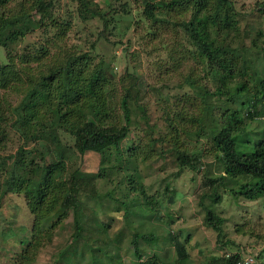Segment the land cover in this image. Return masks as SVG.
Returning <instances> with one entry per match:
<instances>
[{
  "label": "trees",
  "instance_id": "trees-1",
  "mask_svg": "<svg viewBox=\"0 0 264 264\" xmlns=\"http://www.w3.org/2000/svg\"><path fill=\"white\" fill-rule=\"evenodd\" d=\"M57 1L0 0V48L4 52L0 54V91L9 94V90H15L22 96V100L17 105H9L6 112L0 106V122L10 121L11 128L25 139V145L32 143L41 146L42 163L48 169L44 184L38 189V196H33L28 186L17 185L22 176L17 173L18 164L12 162L15 155H0V173L4 177L0 186V203L10 194L23 195L33 217L32 226L21 229L20 249L15 255H8L9 261L10 264L32 263L36 252L45 245L47 239L52 240L50 237L55 234L62 220L69 211H73L75 232L71 244L60 251L54 264H73L74 261L82 264L88 259V264H103L101 256L109 260V264H122L119 250L123 236L119 234L114 241H106L104 234L108 227L100 223L99 212L89 213L86 204L92 200L97 203L105 199L111 201L116 210L119 208L124 211L128 224L133 208H139L143 202L145 207L152 208L155 213L160 215L162 212L159 198L148 194L135 177L128 176V183L119 179L113 190L105 194L99 193L97 183L102 178L109 181L106 184H110L107 170H121L124 163L121 145L133 129L142 130L143 123L150 125L147 108L140 104L137 81L133 80L131 85L122 87L118 96L114 81L106 74L104 61L95 62L94 47L84 52L60 46L58 52L61 56L51 51V46L63 42L73 27V21L55 16ZM73 1L78 3L76 18L82 22L98 20L106 30L110 22L114 21L108 19L109 11L91 6L90 0ZM144 4V17L155 24L168 23L165 18L171 14L178 16L174 26H178L187 36L188 43L194 49L195 59L200 60L210 80L216 84L210 93L195 76L189 75L182 82L181 89L188 93L191 90L197 98L203 99L195 114H186V109H183L186 121L197 122V131L202 134L205 130V117L213 121L215 130L210 140V151L217 161V173L207 169L208 164L203 161L208 151L192 152L180 139V129L176 125L179 121L176 119L185 117L184 113L172 119L168 111L163 112L168 126L165 134L147 128L145 134L150 146L144 149L146 160H149L151 154L156 156V161L173 156V162L180 169L193 172L204 170V187L212 190L209 195L205 193L201 197L206 213L205 225L216 232L218 241L224 247L221 257L213 259L214 264H239L243 258L242 253L248 250L240 247L237 254L225 257L227 251L234 250L232 247L226 249L227 246L235 243L223 242L225 219L216 213L213 205L223 199L220 190L229 192L236 200L264 198V131L253 133L248 127L256 119H264V76L252 77L254 85L251 88L241 80L249 71L245 55L248 47L239 44L232 46L227 41L232 28L239 25L240 12L235 0H144ZM260 10L264 13L263 3L260 4ZM37 31H42L40 34L44 38H50L52 34V38L58 40H54L52 45H49L48 39L45 40L46 45L31 40ZM251 42L252 50L264 56V27ZM53 54L57 58L50 62ZM165 88L173 89L168 83L161 85L162 90ZM202 95L204 97H200ZM246 96L249 98L245 99ZM209 98H216L214 107ZM37 124H40L39 129L35 128ZM0 132L5 131L0 128ZM62 133L74 140L71 157L64 155L67 146L61 139ZM48 138L52 139L54 147ZM113 150L120 156L119 165L115 167L108 165L106 158V154L110 155ZM129 150L134 154L136 164L140 159L135 153L137 148L131 146ZM89 153L101 157L98 174L82 171L75 162L74 157H79L82 164L83 157ZM130 157L126 159L132 163ZM24 168L30 179L38 176L41 171L33 161L24 162ZM140 180L142 178L139 175ZM117 190H124L120 197ZM132 192L138 193V196L132 197ZM206 199L211 204L206 205ZM161 216L165 218L166 214ZM55 218L56 221H53ZM128 224L136 264L188 263L189 254L185 243L189 235L181 242L173 233L169 234V238L174 241L178 259L175 262H163L157 254L145 258L142 251L141 241L147 245L156 240L154 232L144 235ZM94 227L97 234L102 236L94 238L101 243L97 247L91 244L89 234ZM9 231L14 235L12 230ZM263 255L264 251L257 259Z\"/></svg>",
  "mask_w": 264,
  "mask_h": 264
},
{
  "label": "rangeland",
  "instance_id": "rangeland-1",
  "mask_svg": "<svg viewBox=\"0 0 264 264\" xmlns=\"http://www.w3.org/2000/svg\"><path fill=\"white\" fill-rule=\"evenodd\" d=\"M235 2L237 10L240 12L238 15L240 16V18L238 17L239 25L232 28L231 36L227 41H230L232 46L239 44L248 47L245 50V55L248 59L249 71L248 75L241 80L251 88L254 85L252 77L264 76V56L257 55L251 47L252 38L264 27V13L260 10V4H264V0H235ZM90 4L109 11L107 17L113 19L114 23L110 22L109 27L104 30L103 24L98 20H91L90 23L82 22L76 18L78 15L76 12L77 2L59 0L55 5V16L58 19L73 21V27L65 40L54 47L53 41L58 39H53L52 34L50 38H44L40 34L42 31H37L38 33L33 35L31 40H37L46 45L45 40L48 39L54 54L61 50L60 46L67 50H82L84 52L91 51L94 47L95 62L104 61L107 68L106 74L114 81L118 96L121 94L122 87L137 81L140 89V104L147 108L150 125L147 126L143 123L142 130L133 129L129 137L123 141L121 145V154L124 157V160L122 158L124 161L122 168L120 171L107 170L106 173L111 178L110 184H106L109 182L108 180L99 179L97 182L99 193L105 194L113 190L119 179L128 183V176L135 177V180L145 187L148 194L159 198L162 205L160 215L155 213L152 208L145 207L144 202L140 206L142 208H133V212L130 214L129 224L132 227L139 229L141 234L154 232L155 235L156 240L147 245L141 241L144 257L148 258L152 254H157L163 262L177 261L178 255L175 251L174 241L169 238V234L173 233V236H176L181 242H184L186 235L190 237L185 243L189 254L187 264H214L213 259L221 257L224 247L218 241L216 232L205 225L206 213L201 197L205 193L209 195L212 190L204 187V170L193 172L189 169H180L173 162V156L156 161V156L151 154L149 160H146L144 149L150 146L145 134L147 128L151 127L161 131L162 134L168 131L166 116L163 112L168 111L170 117L176 119L179 113H184L183 109H186V114H195L199 111L200 101L203 99L197 98L196 93L193 94L191 90L188 93L181 89L182 82L187 76H195V79L210 93L214 91L216 84L210 80L208 72L200 60L195 59L194 49L188 43L187 36L178 26H174V21L178 19L176 14L165 18L169 21L168 23L155 24L143 15L144 0H90ZM112 8L114 10H111ZM58 53L60 54V52ZM0 54H4L1 48ZM54 54L52 59L50 58V62L57 58L54 57ZM164 83H168L173 89L162 90L161 85ZM9 92L8 94L7 91H0V106L5 112L9 105H17L22 100L19 92L15 90H9ZM188 94L192 98H188ZM184 96L187 98H183ZM200 97H204V95ZM247 98L249 96L245 97V99ZM209 99L214 107L216 98ZM245 99L243 98L244 101H246ZM186 119V116L179 120L176 119L179 121L176 125L180 129V139L192 152L208 151V156L204 153L203 161L208 164L207 169L216 174L217 161L214 153L210 151V140L214 136L213 130H215L212 119L205 117L203 134L197 131V122L186 121ZM10 123V121L0 122V128L5 131L0 132V155H15L12 162L18 164L17 173L20 177L22 176L17 185L28 186L33 196H38V189L44 184L48 171L42 163L43 155L40 152L42 147L32 143L25 145V139L18 131L11 128ZM248 127L253 133L262 132L264 131V119H256L249 123ZM35 128L39 129L40 124H37ZM61 136L64 145L67 146L64 155L71 157L74 140L68 134L62 133ZM48 142L54 147L51 138H48ZM131 146L137 148L135 153L140 157L136 164L134 163V154L129 150ZM21 147L24 148L21 150ZM129 156H131L132 163L126 159ZM118 157L120 156L116 150H113L110 155L107 153L108 165H114V167L119 165ZM74 158L82 171L98 174L100 155L89 153L83 157L82 164L79 157ZM30 161H33L34 165L41 169L38 176L33 179L26 175L24 168V162ZM139 175L142 178L140 181ZM3 182L4 177L0 173V186ZM123 191L117 190L116 193L120 197ZM220 191L223 193V199L220 203L214 204L213 208L218 215L225 219L223 242L235 243L234 245L229 244L226 249L229 250L232 247L234 251H237L240 247L245 248L256 256V264L264 263V255L257 259L259 254L264 251V198L253 201L236 200L229 192ZM131 196L136 197L138 193L132 192ZM206 200V205L211 204ZM1 201L0 264H10L9 256L15 255L16 251L20 249L19 242L22 239L20 231L24 227L32 226L33 217L26 206L23 195L10 194ZM86 205L90 209L89 213H92L91 211L99 212L100 223L103 227H108L107 233L104 234L106 241H114L119 234L123 236L119 250L122 264H136L134 246L130 242L132 236L127 226L128 221L124 217V211L119 208L116 210L115 205L106 199L99 203L92 200ZM164 214H166L165 218L161 216ZM53 221H56V218ZM9 230H12L14 235H11ZM74 232V213L69 211L55 234L50 237L52 240L47 239L45 245L36 252L33 262L28 264H54L60 251L71 244ZM89 234L93 246L97 247L101 244L94 240L96 237L102 238L97 234L95 227L90 230ZM113 246L116 247V243ZM86 257L88 258V256ZM101 258L103 264H109V260H105L102 256ZM88 262L89 259L83 261L82 264H88ZM73 264H78V262L74 261Z\"/></svg>",
  "mask_w": 264,
  "mask_h": 264
},
{
  "label": "built area",
  "instance_id": "built-area-1",
  "mask_svg": "<svg viewBox=\"0 0 264 264\" xmlns=\"http://www.w3.org/2000/svg\"><path fill=\"white\" fill-rule=\"evenodd\" d=\"M237 251H227V253L225 254L226 258H229L231 255L237 254ZM243 258L241 260V262L239 264H255L256 260H255V256L253 255V253L251 251H247V252H243Z\"/></svg>",
  "mask_w": 264,
  "mask_h": 264
}]
</instances>
